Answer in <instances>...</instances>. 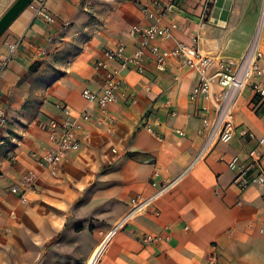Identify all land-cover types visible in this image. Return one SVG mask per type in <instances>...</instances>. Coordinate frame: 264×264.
Segmentation results:
<instances>
[{"label":"crops","instance_id":"obj_1","mask_svg":"<svg viewBox=\"0 0 264 264\" xmlns=\"http://www.w3.org/2000/svg\"><path fill=\"white\" fill-rule=\"evenodd\" d=\"M15 1L0 0V17ZM40 1L55 24L35 17ZM169 2L161 0L163 7ZM249 12L263 15L264 0H176L161 25L177 28L158 45H194L205 55L235 61L260 29L264 85V20L253 25ZM146 25L129 0H34L1 36L0 114L6 127L0 129V264L63 261L78 229L93 237L88 260L131 197L151 196L166 184H172L168 192L107 244L101 264H208L212 248L219 264H264V185L240 190L227 168L235 157L247 161L258 143L264 165V113L247 88L235 102L236 130L227 143L207 142L198 113L204 103L189 100L198 76L177 60L165 72L145 65L141 75L109 61L123 88L104 112L81 96L100 87L94 62L120 45L132 53L139 39L131 30ZM12 44L17 49L10 55ZM64 105L88 113L91 121L80 133L78 151L51 174L38 158L52 151L45 126L63 117ZM30 172L36 187L21 203L10 188ZM145 235L164 241L145 245Z\"/></svg>","mask_w":264,"mask_h":264},{"label":"built area","instance_id":"obj_2","mask_svg":"<svg viewBox=\"0 0 264 264\" xmlns=\"http://www.w3.org/2000/svg\"><path fill=\"white\" fill-rule=\"evenodd\" d=\"M139 6L141 13L147 21L145 27L135 26L131 34L138 37L139 41L135 50L128 53L123 46H117L114 50L103 54L102 59L94 62L93 68L101 73V84L96 92L84 90L82 98L94 104L100 112H104L115 103L118 92L123 88L119 71L109 66V61L117 62L123 70L143 74L145 65H152L157 72H165L171 60H177L188 70L198 76L197 84L189 94L190 101L201 99L204 103L199 108L200 122L207 142L227 143L234 136L235 126L233 123V108L239 94L247 88L256 99L257 111L264 113V85L260 82L263 69L260 60L263 55L258 49L259 29L248 48L242 56L235 61L220 60L210 55L201 53L194 45L177 43L173 48L166 50L158 45V40H170L176 25L170 23L162 26L161 21L170 12L176 0H170L167 7H163L161 0H129ZM214 0H203L205 5ZM237 2L238 0H229ZM35 17L48 25L55 24L58 20L45 8L42 1L38 2L35 9ZM264 20V14L262 21ZM65 25L64 22H61ZM262 23V22H261ZM16 44L8 46L10 55L16 52ZM215 88H217L215 90ZM134 100H130L133 104ZM63 117L59 120H50L46 126L49 139L52 143V151L39 156L38 163L51 174L60 162L70 153L78 151L79 136L84 126L91 121L86 112H74L65 105L61 107ZM6 127V120L0 114V129ZM183 136L181 132H176ZM244 136L250 142H256L250 132H244ZM248 160L242 161L235 157L227 163V168L234 174V183L240 190L248 188L252 184L264 185L263 153L260 144H256L247 154ZM254 173L252 178L249 174ZM172 184L161 186L151 196L137 195L131 197L128 208L124 215L108 231L101 245L108 244L119 232H121L135 217L152 206L153 202L168 192ZM36 176L27 173L19 183L10 188V193L16 195L21 203H26L27 194L34 192ZM164 241V237L148 236L142 238L145 245H155ZM208 264H219V256L215 248H212L208 258Z\"/></svg>","mask_w":264,"mask_h":264},{"label":"rangeland","instance_id":"obj_3","mask_svg":"<svg viewBox=\"0 0 264 264\" xmlns=\"http://www.w3.org/2000/svg\"><path fill=\"white\" fill-rule=\"evenodd\" d=\"M248 15L252 16L253 25L256 24L257 22L259 24L262 22V18H263L262 12H257V13L249 12ZM252 24L248 23V25H252ZM252 33L253 35H251V39L254 38L256 31L254 30V32ZM76 232H77L76 237L72 238L74 245L67 246L66 259L60 262H55L53 264H86L87 262L86 250L92 244L93 237L91 235H88L87 232L86 233L82 232L81 229H78ZM102 258L99 260L98 264H101L103 260Z\"/></svg>","mask_w":264,"mask_h":264},{"label":"water","instance_id":"obj_4","mask_svg":"<svg viewBox=\"0 0 264 264\" xmlns=\"http://www.w3.org/2000/svg\"><path fill=\"white\" fill-rule=\"evenodd\" d=\"M34 0H16L0 17V38L12 24V22L27 8Z\"/></svg>","mask_w":264,"mask_h":264},{"label":"bare ground","instance_id":"obj_5","mask_svg":"<svg viewBox=\"0 0 264 264\" xmlns=\"http://www.w3.org/2000/svg\"><path fill=\"white\" fill-rule=\"evenodd\" d=\"M106 246L107 244L96 247L95 250L92 252V254L89 256L86 264H98L99 260L104 255Z\"/></svg>","mask_w":264,"mask_h":264},{"label":"trees","instance_id":"obj_6","mask_svg":"<svg viewBox=\"0 0 264 264\" xmlns=\"http://www.w3.org/2000/svg\"><path fill=\"white\" fill-rule=\"evenodd\" d=\"M31 70L33 71V69L31 68Z\"/></svg>","mask_w":264,"mask_h":264}]
</instances>
